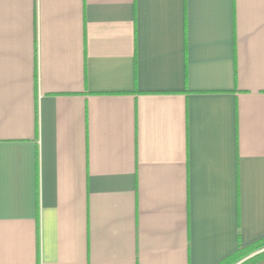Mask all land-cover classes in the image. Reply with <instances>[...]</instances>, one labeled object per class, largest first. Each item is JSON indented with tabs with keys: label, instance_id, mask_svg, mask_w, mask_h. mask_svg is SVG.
I'll return each mask as SVG.
<instances>
[{
	"label": "crops",
	"instance_id": "0c3cea01",
	"mask_svg": "<svg viewBox=\"0 0 264 264\" xmlns=\"http://www.w3.org/2000/svg\"><path fill=\"white\" fill-rule=\"evenodd\" d=\"M263 238L264 0H0V264Z\"/></svg>",
	"mask_w": 264,
	"mask_h": 264
},
{
	"label": "trees",
	"instance_id": "16d2710c",
	"mask_svg": "<svg viewBox=\"0 0 264 264\" xmlns=\"http://www.w3.org/2000/svg\"><path fill=\"white\" fill-rule=\"evenodd\" d=\"M263 247H264V238L259 241H256L255 243H253L248 247L238 249V251L233 255H231L223 264H235L236 262L243 259V257H245L246 255L255 253L256 251H259ZM261 257H264V251L256 253L255 255L251 256L250 258L244 260L239 264H251L254 260H257Z\"/></svg>",
	"mask_w": 264,
	"mask_h": 264
}]
</instances>
